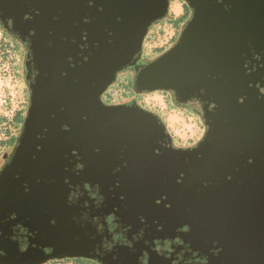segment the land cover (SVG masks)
<instances>
[{
    "label": "water",
    "instance_id": "95a60500",
    "mask_svg": "<svg viewBox=\"0 0 264 264\" xmlns=\"http://www.w3.org/2000/svg\"><path fill=\"white\" fill-rule=\"evenodd\" d=\"M182 1L175 42L144 61L170 0H0L28 92L0 166V264H264V0ZM122 73L134 98L193 102L200 140L105 102Z\"/></svg>",
    "mask_w": 264,
    "mask_h": 264
},
{
    "label": "rangeland",
    "instance_id": "374dc122",
    "mask_svg": "<svg viewBox=\"0 0 264 264\" xmlns=\"http://www.w3.org/2000/svg\"><path fill=\"white\" fill-rule=\"evenodd\" d=\"M180 0H172L169 5L167 20H171L169 24L167 20L161 21L150 30L143 44V58L149 60L168 49L171 45L170 38L176 28V36L172 44L175 42L179 26L189 17V10L185 4L187 16L182 21H174L176 15L182 14V6ZM163 27L159 29L160 24ZM171 25L174 27H171ZM160 30V33H157ZM153 32L156 36L153 38ZM165 47L163 51H157L158 48ZM24 58V50L20 43L12 39L7 33L0 30V166L3 163L2 153L6 154L11 150L12 145L20 131L22 122L25 117L28 92L23 81L22 63ZM132 80L128 73H122L117 77V81L104 94L103 99L109 103H119L124 99L133 96L131 91ZM140 103L146 109L156 112L167 126L168 131L172 135L176 144L189 145L199 141L203 134L201 122L193 115L179 110L171 106L164 93L154 92L140 95ZM19 118V124L16 128L10 126L15 114L22 111ZM19 127V128H18ZM15 135L14 139L7 145L2 144L6 141L8 133ZM3 154V155H4ZM48 264H72L69 262H54Z\"/></svg>",
    "mask_w": 264,
    "mask_h": 264
},
{
    "label": "flooded vegetation",
    "instance_id": "af4514ba",
    "mask_svg": "<svg viewBox=\"0 0 264 264\" xmlns=\"http://www.w3.org/2000/svg\"><path fill=\"white\" fill-rule=\"evenodd\" d=\"M171 1L172 0H170V2ZM180 1L182 3L181 4V6H182V14L181 15H183L184 14V11H186V7H185L184 2L182 0H180ZM160 22L156 23L153 26H156ZM153 26H152V28H153ZM171 27H173V26L171 25ZM179 29H180V26H179ZM0 30H1L2 33L9 34L12 37V39L17 42V38L14 35L10 34L8 31H4L1 27H0ZM175 36H176V28H174V33H173L172 37L170 38L169 42H171L173 39H175ZM144 61H145V59H144ZM144 61H141V63H143ZM128 75L130 76L129 73H128ZM164 95L167 98V101H168V103L171 106H173L174 108H177L179 110H183L184 112H187V113L193 115L195 118H197L201 122L200 118L197 117V115H196L197 114V109H196L195 104L193 102H188V103H185V104H178L176 101L172 100L167 94L164 93ZM138 97L139 96H137L136 98H134V96H130L128 99H124V100L120 101L119 103L124 102L126 104H135V102H136V103H138V104H140V105H142L144 107V105L140 103L141 101H140V98H138ZM114 103H116V102H114ZM201 124H202V122H201ZM16 130H17V128H16ZM12 136H13V133H11V132L8 133L7 138H6V141L4 142V145L7 144V142L11 139ZM173 142L175 143L174 138H173ZM197 142H195V143L193 142V143H191L189 145H179V144H176V143L175 144L178 145V146H180V147H190V146H193L194 144H196ZM3 154L4 153H2V156H3ZM108 228H109V231L114 234V231L116 229V225L113 224V223H111L110 221H108ZM113 240L115 242L120 243V244H123V245H130V243H131L129 239L123 238L121 235H116V234L113 235ZM104 247L105 248L109 247L111 249L112 245L111 244L109 245V243H108V244H104ZM163 248H164V250H168V247L167 246H164ZM77 259L89 261L90 263H87V264H97L94 261L86 260V259H82V258L54 259V260H49V261L45 262L44 264L54 263V262H69V263H72V264H78L80 262H78ZM180 261L182 262V264H205L204 263V260L203 259H200V258H189V259L188 258H184L183 259L182 257H180Z\"/></svg>",
    "mask_w": 264,
    "mask_h": 264
},
{
    "label": "trees",
    "instance_id": "16d2710c",
    "mask_svg": "<svg viewBox=\"0 0 264 264\" xmlns=\"http://www.w3.org/2000/svg\"><path fill=\"white\" fill-rule=\"evenodd\" d=\"M186 16H187V11H184V14L183 15H179V17H177L175 20L176 21H182V20H184L185 18H186ZM174 20V19H173ZM174 20V21H175ZM174 41V39L170 42V45H172V42ZM166 48L165 47H161V48H158V50L159 51H163V50H165ZM24 110H22V111H19V112H17L16 114H15V116H14V118H13V121H12V124L14 125V128H16L17 126H18V124H19V118L21 117L20 115H21V113L23 112ZM19 128V127H18ZM14 137H15V135H13L12 137H11V139L7 142V144L10 142V141H12L13 139H14ZM16 140V139H15ZM15 142V141H14ZM2 144H4V142L2 143ZM6 144V145H7ZM77 261L78 262H80V263H78V264H87V263H90L89 261H85V260H80V259H77Z\"/></svg>",
    "mask_w": 264,
    "mask_h": 264
},
{
    "label": "crops",
    "instance_id": "0c3cea01",
    "mask_svg": "<svg viewBox=\"0 0 264 264\" xmlns=\"http://www.w3.org/2000/svg\"><path fill=\"white\" fill-rule=\"evenodd\" d=\"M177 17H179V15H176V17L174 16V18H173V19L175 20ZM170 21H171V20H167V21H166V23H167V24H169V22H170ZM163 24H164V23H161V24H160V27H159V29H161V28L163 27ZM169 25H170V24H169ZM160 32H161V31H160V30H158V32H157V33H160ZM155 34H156V33H155V32H153V38L156 36ZM157 51H159V50L157 49ZM9 125L14 127V125H13V124H9Z\"/></svg>",
    "mask_w": 264,
    "mask_h": 264
},
{
    "label": "built area",
    "instance_id": "2783aa9c",
    "mask_svg": "<svg viewBox=\"0 0 264 264\" xmlns=\"http://www.w3.org/2000/svg\"><path fill=\"white\" fill-rule=\"evenodd\" d=\"M169 42V41H168ZM160 48V47H159Z\"/></svg>",
    "mask_w": 264,
    "mask_h": 264
}]
</instances>
